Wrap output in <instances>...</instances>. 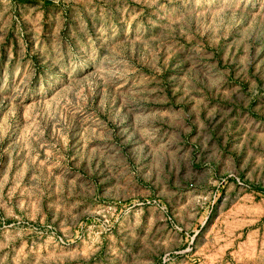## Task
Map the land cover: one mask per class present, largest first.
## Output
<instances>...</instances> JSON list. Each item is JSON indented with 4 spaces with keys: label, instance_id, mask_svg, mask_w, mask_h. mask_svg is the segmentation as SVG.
<instances>
[{
    "label": "rangeland",
    "instance_id": "rangeland-1",
    "mask_svg": "<svg viewBox=\"0 0 264 264\" xmlns=\"http://www.w3.org/2000/svg\"><path fill=\"white\" fill-rule=\"evenodd\" d=\"M0 264H264V0H0Z\"/></svg>",
    "mask_w": 264,
    "mask_h": 264
}]
</instances>
